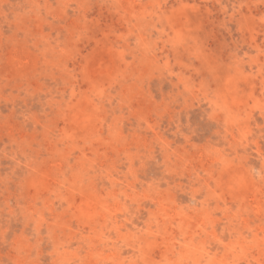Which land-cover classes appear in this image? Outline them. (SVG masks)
<instances>
[{
    "label": "rangeland",
    "instance_id": "obj_1",
    "mask_svg": "<svg viewBox=\"0 0 264 264\" xmlns=\"http://www.w3.org/2000/svg\"><path fill=\"white\" fill-rule=\"evenodd\" d=\"M0 264H264V0H0Z\"/></svg>",
    "mask_w": 264,
    "mask_h": 264
}]
</instances>
